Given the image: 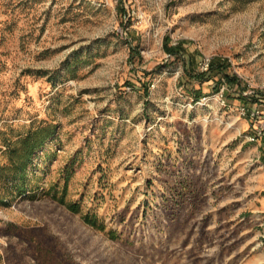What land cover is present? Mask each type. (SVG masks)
Here are the masks:
<instances>
[{"label": "rangeland", "instance_id": "rangeland-1", "mask_svg": "<svg viewBox=\"0 0 264 264\" xmlns=\"http://www.w3.org/2000/svg\"><path fill=\"white\" fill-rule=\"evenodd\" d=\"M262 126L264 0H0V264H264Z\"/></svg>", "mask_w": 264, "mask_h": 264}, {"label": "trees", "instance_id": "trees-1", "mask_svg": "<svg viewBox=\"0 0 264 264\" xmlns=\"http://www.w3.org/2000/svg\"><path fill=\"white\" fill-rule=\"evenodd\" d=\"M170 53H176L175 47H169ZM213 67L223 68L224 66L220 63L212 62L210 69ZM203 72L202 74H205ZM55 125L49 123L33 129L26 136L20 139L21 142V157L13 159L12 166L15 168L16 173L24 176L29 165L33 162V156L35 152L44 145L46 140L54 133ZM15 152L17 148H13ZM25 193V189L19 190V195Z\"/></svg>", "mask_w": 264, "mask_h": 264}, {"label": "built area", "instance_id": "built-area-1", "mask_svg": "<svg viewBox=\"0 0 264 264\" xmlns=\"http://www.w3.org/2000/svg\"><path fill=\"white\" fill-rule=\"evenodd\" d=\"M212 62H213V59L210 56L204 55L198 62L199 71L206 72V71L210 70ZM244 113H246V111H244ZM261 135L262 136L264 135V127L263 126L258 128V131L256 134L257 137L261 136ZM256 136L252 137V139H255Z\"/></svg>", "mask_w": 264, "mask_h": 264}]
</instances>
